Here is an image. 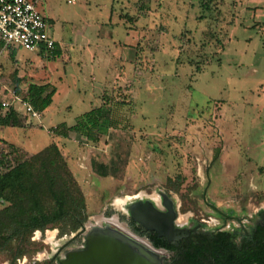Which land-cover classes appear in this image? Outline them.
Masks as SVG:
<instances>
[{
  "label": "rangeland",
  "instance_id": "rangeland-1",
  "mask_svg": "<svg viewBox=\"0 0 264 264\" xmlns=\"http://www.w3.org/2000/svg\"><path fill=\"white\" fill-rule=\"evenodd\" d=\"M68 1H38L59 57L19 50L11 59L0 48V102L11 103L16 80L22 102L30 84L56 90L39 119L20 110L21 128L0 127L17 158L56 145L85 198L87 226L115 218L126 228L115 201L158 191L177 197L181 215L202 195L249 213L263 206L264 0ZM97 107L109 120L96 142L51 134ZM83 236L35 232L16 264H58Z\"/></svg>",
  "mask_w": 264,
  "mask_h": 264
},
{
  "label": "trees",
  "instance_id": "trees-1",
  "mask_svg": "<svg viewBox=\"0 0 264 264\" xmlns=\"http://www.w3.org/2000/svg\"><path fill=\"white\" fill-rule=\"evenodd\" d=\"M144 9L140 6L139 12ZM8 51L10 58L14 59L16 50ZM59 56L57 48L52 59ZM19 81L16 80L14 88L16 96L20 92ZM55 94L56 90L50 84H30L23 99L35 112L43 113L51 105ZM18 115L10 110L0 116V127L21 128ZM108 120V111L97 107L80 116L74 127L67 128L62 124L50 132L61 138H67L71 131L82 133L94 143L98 134L106 129ZM0 149V201L6 204L0 210V253L9 256V264H16L30 253L33 246L30 238L35 232L57 229L59 236H63L82 230L87 219L86 203L56 145H50L22 161L17 158L14 145L7 141L0 139ZM215 155L214 160L218 151ZM92 168L100 177L110 175L109 167L103 164L93 163ZM152 244L157 249L172 251L171 246L153 241Z\"/></svg>",
  "mask_w": 264,
  "mask_h": 264
},
{
  "label": "flooded vegetation",
  "instance_id": "flooded-vegetation-1",
  "mask_svg": "<svg viewBox=\"0 0 264 264\" xmlns=\"http://www.w3.org/2000/svg\"><path fill=\"white\" fill-rule=\"evenodd\" d=\"M166 195L171 200V209L158 192L146 198H158L152 201L159 206L156 209L162 220L166 222L173 216L171 223L177 232L174 240L169 242L146 231L131 217L125 218L126 230L161 251L163 264H264V205L249 213L247 208L235 210L202 195L200 204L196 203L191 213L181 215L177 197ZM152 241L171 246L172 251L157 249Z\"/></svg>",
  "mask_w": 264,
  "mask_h": 264
},
{
  "label": "water",
  "instance_id": "water-1",
  "mask_svg": "<svg viewBox=\"0 0 264 264\" xmlns=\"http://www.w3.org/2000/svg\"><path fill=\"white\" fill-rule=\"evenodd\" d=\"M158 194L168 202L166 207L171 209V200L167 195L161 191H158ZM142 200L140 198L128 201L120 212L124 216L131 217L146 231L154 232L158 237L165 238L169 242L174 240L177 232L171 223L173 216H170L168 223H162L155 217L159 214L156 209L159 206L152 200L146 199L144 205L147 210H142ZM86 229L88 232L84 238V249L66 252L57 260L58 264H163L161 251L145 242L154 251L149 252L141 245L110 229L105 222L103 228L100 222L95 221V225H88Z\"/></svg>",
  "mask_w": 264,
  "mask_h": 264
},
{
  "label": "built area",
  "instance_id": "built-area-1",
  "mask_svg": "<svg viewBox=\"0 0 264 264\" xmlns=\"http://www.w3.org/2000/svg\"><path fill=\"white\" fill-rule=\"evenodd\" d=\"M38 1L0 0V45L2 50H23L43 59L54 57L57 43L50 32L51 26L48 19L38 9ZM73 2L74 0L68 1L69 4H73ZM14 103L20 108H16ZM10 110H14L16 113L21 110L32 118L39 119L38 113L27 102H22L16 96H13L11 103L0 102V116H4ZM86 226L84 225L83 228L82 244L74 250L84 249V238L88 232ZM38 233L40 232H36V234ZM40 255H37V260H40Z\"/></svg>",
  "mask_w": 264,
  "mask_h": 264
},
{
  "label": "bare ground",
  "instance_id": "bare-ground-1",
  "mask_svg": "<svg viewBox=\"0 0 264 264\" xmlns=\"http://www.w3.org/2000/svg\"><path fill=\"white\" fill-rule=\"evenodd\" d=\"M144 199V198H146V196H144L143 194H140V195H138L137 197H135V198H129V197H126V198H123V199H118V200H116L115 201V203H114V205L113 206H115L117 209H119L120 211H123V209H124V207L123 206H125L126 204H127V202L128 201H131V200H133V199ZM146 199H148V198H146ZM152 200H156V201H158V198L157 197H153V198H151ZM125 204V205H124ZM141 206H142V210H147L146 209V206L144 205V204H141ZM155 217H156V219L157 220H159V221H162V223H164L165 222V220H162L161 219V216L158 214V215H155ZM170 220V219H169ZM169 220H167L166 222L168 223V221ZM98 222H101L100 220L98 221ZM109 227H110V229H112L113 231H115L116 233H119V234H121L122 236H125L126 238H128L130 241H133L134 243H136V244H138V245H141L144 249H146V250H148L149 252H154V251H152L151 249H150V247L145 243V241H142V240H140V239H138V238H135V237H133L127 230H126V228L125 227H123V225H121V224H119L118 222H116V220H107V223H106ZM48 234V236L50 237V236H53L54 235V233L53 232H48L47 233ZM52 238V237H51Z\"/></svg>",
  "mask_w": 264,
  "mask_h": 264
},
{
  "label": "crops",
  "instance_id": "crops-1",
  "mask_svg": "<svg viewBox=\"0 0 264 264\" xmlns=\"http://www.w3.org/2000/svg\"><path fill=\"white\" fill-rule=\"evenodd\" d=\"M45 17V16H44ZM46 18V17H45ZM48 19V18H47ZM48 21H49V23H50V26L52 25V21H50V19H48ZM53 36V35H52ZM56 42V41H55ZM57 43V42H56ZM57 48L59 49V51H60V45L57 43ZM1 139V138H0ZM2 140H4V139H2ZM5 141V140H4Z\"/></svg>",
  "mask_w": 264,
  "mask_h": 264
}]
</instances>
